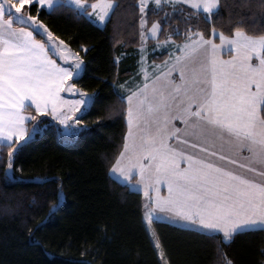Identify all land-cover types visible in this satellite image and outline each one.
I'll return each instance as SVG.
<instances>
[{
  "label": "snow or ice",
  "instance_id": "6c2138e0",
  "mask_svg": "<svg viewBox=\"0 0 264 264\" xmlns=\"http://www.w3.org/2000/svg\"><path fill=\"white\" fill-rule=\"evenodd\" d=\"M225 11L226 23H218ZM118 13L131 17L138 36V71L113 79L105 101L82 83L90 45L73 48L46 18L71 15L103 29ZM149 41L153 52H167L159 63L148 64ZM93 112L94 121L84 119ZM113 115L125 129L107 172L143 192L141 220L160 264L171 259L153 227L158 221L213 246L212 264H237L228 249L259 233L256 264H264V0H0L5 182L23 179L15 175L23 171L17 160L36 133L52 130L71 143ZM26 182L43 188L29 204L34 215L21 223L40 248L37 234L66 196L63 178Z\"/></svg>",
  "mask_w": 264,
  "mask_h": 264
},
{
  "label": "trees",
  "instance_id": "16d2710c",
  "mask_svg": "<svg viewBox=\"0 0 264 264\" xmlns=\"http://www.w3.org/2000/svg\"><path fill=\"white\" fill-rule=\"evenodd\" d=\"M121 2L131 4L133 0ZM226 17L225 11L224 19L218 23H226ZM46 20L62 38H71L73 48L81 43L90 45L88 70L82 83L89 90L97 88L105 101L110 99L113 79L122 82L137 73L138 36L132 34L130 16L118 13L103 29L71 15ZM113 35L122 42L116 43ZM97 76L101 79H92ZM103 79L108 83L103 84ZM95 115L93 112L84 119L94 121ZM124 129L123 117L113 115L71 143L45 129L22 145L17 164L22 165L23 171L15 175L23 179L5 182L0 170V209H9L7 215L0 211V264H160L141 220V194L128 190L107 172L106 160L118 150ZM37 176L62 177L66 194L61 210L37 234L43 237L40 248L32 246L27 231L21 229L25 216L34 215L29 204L43 190L39 184L26 182ZM45 211L42 209L35 218L39 219ZM153 227L171 264H212L213 246L200 237L165 222L158 221ZM261 242L262 236L257 233L228 250L237 264H256Z\"/></svg>",
  "mask_w": 264,
  "mask_h": 264
},
{
  "label": "rangeland",
  "instance_id": "374dc122",
  "mask_svg": "<svg viewBox=\"0 0 264 264\" xmlns=\"http://www.w3.org/2000/svg\"><path fill=\"white\" fill-rule=\"evenodd\" d=\"M155 47V42L153 43V44H151V45H149L148 44V48H149V51H148V64L149 65H151L154 61L156 62V63H159L160 61H162L164 58H165V56L167 55V52L166 51H163V50H161V49H156L154 52L152 51V49ZM162 54H165V56H163V57H161V58H156V59H153V58H151L152 56L153 57H156V56H160V55H162ZM137 55H138V60H139V51H138V48H137ZM137 63H138V61H137ZM138 71V70H137ZM130 78V77H129ZM128 78V79H129ZM131 78H134V75H132L131 76ZM128 79H126V80H128ZM111 176V175H110ZM112 178V177H111ZM113 179V178H112ZM115 180V179H114ZM115 181H117V180H115ZM119 183H121V184H123L122 182H119ZM131 191H135V192H139L140 194H141V196H142V198H143V192L142 191H139V190H135V189H133V190H131ZM160 222V221H159ZM148 237H149V235H148ZM150 239V238H149ZM156 254H157V252H156ZM157 257H158V259H159V261H160V258H159V256H158V254H157Z\"/></svg>",
  "mask_w": 264,
  "mask_h": 264
},
{
  "label": "crops",
  "instance_id": "0c3cea01",
  "mask_svg": "<svg viewBox=\"0 0 264 264\" xmlns=\"http://www.w3.org/2000/svg\"><path fill=\"white\" fill-rule=\"evenodd\" d=\"M65 95H67V96H68V98H71V94H65Z\"/></svg>",
  "mask_w": 264,
  "mask_h": 264
}]
</instances>
